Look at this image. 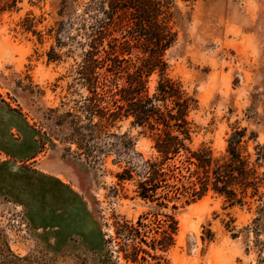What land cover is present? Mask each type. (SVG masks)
I'll return each instance as SVG.
<instances>
[{
	"label": "rangeland",
	"instance_id": "374dc122",
	"mask_svg": "<svg viewBox=\"0 0 264 264\" xmlns=\"http://www.w3.org/2000/svg\"><path fill=\"white\" fill-rule=\"evenodd\" d=\"M63 2L19 0L0 17V264H104L107 251L119 257L115 241L105 243L116 238V216L136 222L157 212L179 222L163 264H264L260 203L231 207L209 193L190 205L178 201L176 211L159 209L134 199L131 185L121 190L115 154L99 163L80 155L62 117L86 96L75 78L88 0ZM173 14L178 40L165 55L167 74L199 102L193 148L222 156L240 128L254 135V153L264 146V0H174ZM53 49L57 61L49 60ZM158 79L150 77L151 93ZM120 126L112 132L128 133L135 152L153 153L140 129ZM109 141L104 134L91 146L107 150Z\"/></svg>",
	"mask_w": 264,
	"mask_h": 264
},
{
	"label": "trees",
	"instance_id": "16d2710c",
	"mask_svg": "<svg viewBox=\"0 0 264 264\" xmlns=\"http://www.w3.org/2000/svg\"><path fill=\"white\" fill-rule=\"evenodd\" d=\"M18 1L0 0V17L14 9ZM67 3L64 0L65 6ZM173 3L174 0L85 3L76 35L82 60L75 81L86 96L75 113L63 115L62 124H71L80 155L95 163L102 161V155H116L121 167L116 174L117 185L122 191L125 185H131L134 199L176 211L178 201L190 205L214 193L231 207L251 209L260 203L255 223L264 221V146H255L254 153L249 151L254 135L247 139V129L236 128L225 154L219 157L205 145L192 146L196 125L191 114L199 102L180 80L167 74L165 60L166 52L178 40ZM26 21L32 23L30 18ZM134 51L140 55L134 58ZM60 58L53 49L49 60ZM155 73L159 79L151 93L149 81ZM126 121L151 141L150 156L134 151L135 143L128 133L112 132ZM104 134L110 141L107 150L99 151L91 143ZM114 226L116 238L110 237L105 243L115 241L116 252L126 264L165 263L164 256L175 246L179 232L175 214L163 212L153 214L152 219L150 214L141 215L136 222L116 216ZM111 252H106L103 263L120 264L119 257L113 259Z\"/></svg>",
	"mask_w": 264,
	"mask_h": 264
}]
</instances>
